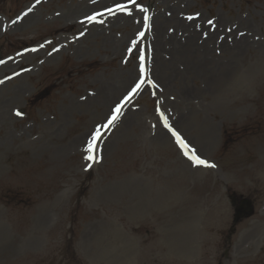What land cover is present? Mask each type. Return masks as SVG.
<instances>
[{"label":"rangeland","instance_id":"obj_1","mask_svg":"<svg viewBox=\"0 0 264 264\" xmlns=\"http://www.w3.org/2000/svg\"><path fill=\"white\" fill-rule=\"evenodd\" d=\"M0 20V264H264V0H0Z\"/></svg>","mask_w":264,"mask_h":264},{"label":"snow or ice","instance_id":"obj_2","mask_svg":"<svg viewBox=\"0 0 264 264\" xmlns=\"http://www.w3.org/2000/svg\"><path fill=\"white\" fill-rule=\"evenodd\" d=\"M37 2H39V0H37ZM117 7L118 8H121L122 6L118 5ZM29 11H31V9H29ZM87 19L89 21H92V20L95 19V17H88ZM209 23H211V22H209ZM141 35H143V34L141 33ZM139 88H140V85L137 84L136 88L133 89V92L137 91ZM119 111H120V106L118 105L117 106V109L115 110V112L117 113V115H114L113 117H111L109 119V121H108V125H103L102 127H108L112 123H114L115 120L118 118ZM17 115H19V113H17ZM165 127H169L168 124H167V122H165ZM169 130L172 131V135L176 138L177 142L181 145V147L186 149L187 148V145L184 143V141L181 139V137L178 135V133H176L171 128H169ZM100 135H101V133H100L99 128H98L97 131H96V133L93 134L92 141H90L89 144H88V146L86 147V149H85L86 152H88V153H91L92 152L93 147H94L93 142L96 141L100 137ZM185 154L187 155V152H185ZM85 158L88 159V160H93L94 159V157L91 154L87 155ZM188 158L193 162V164L214 167V165H208L206 161L200 159L194 153L191 156H189ZM89 167H90V165H89Z\"/></svg>","mask_w":264,"mask_h":264},{"label":"bare ground","instance_id":"obj_3","mask_svg":"<svg viewBox=\"0 0 264 264\" xmlns=\"http://www.w3.org/2000/svg\"><path fill=\"white\" fill-rule=\"evenodd\" d=\"M30 16H31V14L27 15L26 19L30 18ZM4 27H5V23L0 20V31H3L4 30ZM184 28L189 31L188 36L185 39L186 42L189 41V39H191V38H193V37L196 36V35H194L195 34V31L189 30L188 27H184ZM168 41H171L172 44L175 47V45H176L175 44L176 43V38L174 36L170 40H168ZM170 48H172V46ZM6 114H7L6 102L3 99H1L0 100V124L1 125H3L4 122H5ZM4 150H5L4 138L1 137V139H0V155H3Z\"/></svg>","mask_w":264,"mask_h":264}]
</instances>
